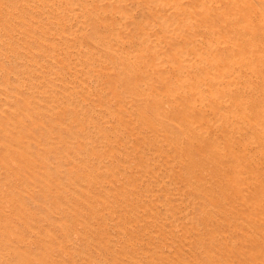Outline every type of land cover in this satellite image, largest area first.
I'll return each mask as SVG.
<instances>
[{"label":"rangeland","instance_id":"rangeland-1","mask_svg":"<svg viewBox=\"0 0 264 264\" xmlns=\"http://www.w3.org/2000/svg\"><path fill=\"white\" fill-rule=\"evenodd\" d=\"M0 264H264V0H0Z\"/></svg>","mask_w":264,"mask_h":264}]
</instances>
